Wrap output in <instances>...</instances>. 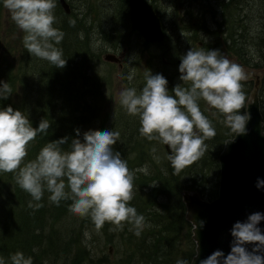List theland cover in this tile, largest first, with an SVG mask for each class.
Wrapping results in <instances>:
<instances>
[{"label": "trees", "instance_id": "trees-1", "mask_svg": "<svg viewBox=\"0 0 264 264\" xmlns=\"http://www.w3.org/2000/svg\"><path fill=\"white\" fill-rule=\"evenodd\" d=\"M126 1L119 0V7L122 8L115 12L117 16H120L121 12L127 15ZM225 4L222 3L219 6L220 21L215 22L216 25L212 21L205 22V13H208L209 17L215 14L209 9L200 14L197 12L196 18H192V10L186 9L181 19L190 24L202 22L204 27L201 42L206 48L204 51L218 50L221 45H224L243 64L254 66L264 64V0H229L227 8L224 7ZM69 6V13L56 6L54 9L56 22L53 25L64 33V38L57 47L62 50L63 58L67 60L66 66L62 69L55 68L48 61L31 56L24 49L18 69L13 74L7 69L6 61L0 58V81L9 83L12 89L8 99L0 100V109L11 106L14 110L22 111L33 127H38L42 119L48 120L51 125L46 132L38 133L37 137L29 143L25 163L35 159L47 143L63 137H69V140L61 145V150L70 151L71 139L77 138V129L80 132V139L83 138V133L89 130H113L120 133L113 150L121 154V158L127 161V166L130 168V162L135 158L139 147L142 148L143 137L139 133V119L129 116L119 100L116 109L99 120L97 112L100 109L98 103L96 104L99 96L92 87L97 83L93 74L94 61L107 51L106 44L110 43L112 49L121 44L118 39L115 44L110 41L114 36L109 30L117 29L112 20L108 21L106 28H102L101 23V27H94L92 21L94 14L91 10H87L88 7L85 11L87 18H77L76 15L72 18L69 15L73 13L70 3ZM1 7L2 0H0V11ZM94 13L96 14L95 11ZM90 14H93V17H90ZM76 22L81 26H76L74 24ZM162 26L165 35L161 45L165 48L164 52H167L170 45L168 42H172V33L163 23ZM98 39L106 43L95 44L97 42L95 40ZM177 58L179 57L175 59ZM168 61L166 58H159V63L151 73L162 74L167 79V87L171 95L177 69L169 70L168 65L173 63ZM173 61L174 65H179L175 60ZM161 65L167 67L166 73H161ZM90 81H92L91 86H89ZM127 83V88L136 87L139 91L144 86L145 77L142 79L135 77L131 82L127 80ZM14 86H16L15 89ZM262 90L264 89H259V92L264 98ZM91 123H93L92 129L89 128ZM222 139L221 135L215 131L213 137L205 140L206 149L201 159L186 166L179 175L175 174L176 176L173 177L170 174L172 170L168 166L169 178L166 184L172 190L170 189L167 195L160 197L163 200L175 199V203L169 204L168 207L159 205L153 207L152 211L149 207L143 206L146 200L137 194V189L141 190L143 184L139 186L138 182L144 176L136 170V179L134 177L136 186L134 185L133 199L129 202V206L135 207L137 213L144 216L145 221H151L152 225L149 226L150 231L140 236L128 232L130 226L128 224H125L122 231H118L117 240L114 241L116 247H120L117 245L125 241L124 232H128L127 262H131L130 264H176L178 230L186 221L182 213L183 204L179 191L182 188H194L206 199L215 196L218 168L216 155ZM163 171L165 172L164 168ZM147 182L150 181L144 183ZM155 182L162 185L160 178ZM161 185L158 188H161ZM49 195L45 191L40 201L42 207L30 208L28 205L31 196L17 185L15 174L0 172V257L4 258L6 264H11L10 256L19 251L26 257L31 256L33 264L46 262L48 264H55V262L106 264L95 254L94 245H101L110 238L102 237L101 239L92 236L86 238L84 228H91L90 218H81L69 212L71 200H62L59 206L50 203ZM104 227L108 232L113 225L105 223ZM189 233H186V238L193 247Z\"/></svg>", "mask_w": 264, "mask_h": 264}, {"label": "clouds", "instance_id": "clouds-1", "mask_svg": "<svg viewBox=\"0 0 264 264\" xmlns=\"http://www.w3.org/2000/svg\"><path fill=\"white\" fill-rule=\"evenodd\" d=\"M2 3L24 33L22 42L27 52L55 68H64L67 60L57 47L64 33L53 26L55 0H2ZM179 72L183 83L177 84L171 95L167 79L162 74L153 75L150 70L139 91L129 87L120 92L121 106L129 116L139 119L141 137L171 149L167 159L177 175L203 155L205 140L215 135L211 122L200 109V100L220 113L235 135L246 132L249 118L240 111L245 105L241 82L247 79L241 65L218 50L205 52L191 48L181 57ZM134 76V72L130 73L128 81ZM11 94L9 83L0 81V100L8 99ZM50 126L48 120L42 119L38 127H33L22 111L11 106L0 109V172L15 174L17 185L31 196L30 208L42 207L40 201L47 191L49 202L57 206L62 200H71L69 212L90 218L97 232L105 223L113 225V231H122L128 224L129 230L140 236L145 217L129 206L135 173L121 154L113 150L120 133L89 130L81 140L77 129L70 151L61 150V145L69 140L63 137L47 143L35 159L25 163L29 143ZM137 171L148 174L147 166ZM262 186L264 181H258L257 187ZM262 220L264 214L257 212L245 222H236L231 230L230 253L225 257L217 250L200 264H264V255L259 254L264 252V233L258 227ZM200 223L202 227L203 221ZM85 237L90 238V233L86 231ZM248 244L254 245L251 251L246 247ZM10 262L33 264V259L18 251L10 256ZM0 264H6L2 257ZM176 264H188V261L177 260Z\"/></svg>", "mask_w": 264, "mask_h": 264}, {"label": "rangeland", "instance_id": "rangeland-1", "mask_svg": "<svg viewBox=\"0 0 264 264\" xmlns=\"http://www.w3.org/2000/svg\"><path fill=\"white\" fill-rule=\"evenodd\" d=\"M153 5L156 13L158 14L161 22L165 25L167 30L171 32L172 42H168L169 49L167 52H164V46L161 43H146L141 38V36L129 27V21L127 15H123L122 12L120 16H117L115 13L119 10V0H67L68 3L71 4L72 12L69 14L72 18H84L87 10H91L94 14L93 26L101 27L100 23L103 25L102 28L107 27V23L109 20H112L115 28L117 30H109L110 34L114 37L110 39L112 43H116V39L121 41L119 47L111 48L110 43L106 44L107 51L114 52V54L119 55V65L115 62L102 60L101 55H99V59L97 58L94 61L93 69L95 72L93 73L96 77L97 83H95L94 90H96L99 99L96 100V104L99 105V111L97 112V117L100 120L103 118L108 112L116 109L118 102L120 100V92L127 88V77L130 73L134 72L136 79H142L159 63V58H166L170 62L173 63L168 65V69L175 71L178 70L179 65H174L175 58L178 56L180 59L184 55H186L187 51L191 48L194 50H205L206 48L201 42L202 39V31L203 25L201 21L188 23L186 20H182V16L184 10H192V18H196L197 12H206L211 10L214 12V15L206 14L205 22H211L215 24V22L220 21L218 18V9L220 4L225 3L227 0H149ZM56 6L59 9H62L57 0H55ZM74 4V6H73ZM96 12V14L94 13ZM70 12V7L69 11ZM93 14H90V17H93ZM73 15V16H72ZM89 17V18H90ZM112 17V18H111ZM87 18V17H85ZM226 21V20H225ZM76 26L80 27V23H74ZM180 30V31H179ZM95 33V30L93 31ZM183 33V35H182ZM23 36L24 33L16 26V24L12 21L10 13L7 9L1 7L0 11V58L6 61L7 69L9 72L15 74L18 69V66L21 62L24 53L23 46ZM95 44H105L102 43L100 39ZM198 41L201 42V45L198 44ZM218 51L221 55L226 56L230 61L241 65L246 74L247 79L242 81L243 84L242 91L247 95L248 90L251 88L253 76L251 74V70L253 71L255 68H259L261 71L258 74L260 80V88L264 89V64L254 66L252 64H243L238 57L232 54L224 45H221L218 48ZM206 52V51H205ZM162 54V57H161ZM168 61V62H169ZM162 72L166 73V69L163 65H161ZM155 70V69H154ZM174 79V86L177 84H182L183 82L179 79L180 74L176 73ZM136 81V80H135ZM92 81L89 82V86H91ZM187 87L188 85H183ZM16 86H14L15 89ZM172 93V91H171ZM173 94V93H172ZM101 95V96H100ZM199 106L203 114L207 117V119L211 122L214 130L224 138L227 135L232 133V130L224 123V117L218 113L215 109L210 108L205 101L200 100ZM261 110L264 117V102L261 101ZM243 115V109L240 110ZM95 118V116H94ZM95 120V119H93ZM93 122V121H92ZM93 123L89 125V128L92 129ZM83 140V138L81 139ZM142 148L139 147V150L136 153V156L130 162V170L134 173L137 169L143 168L147 166L148 174L145 175L143 172L139 171L143 174L144 178L140 180L138 185H142L141 190L137 189V194L141 195L146 203L143 206L149 207L153 211V207H157L159 205H164V207H168L169 204L173 205L175 203V199L163 200L161 199V195H167L171 188L167 187L166 180L169 178L168 166L171 168L172 172L170 174L174 177L176 176L174 173V169L171 166L170 161L167 159L168 155L163 147V144L158 143L156 141H148L143 138L142 140ZM201 159V158H200ZM200 164V163H198ZM163 168L165 172L163 171ZM168 169V170H167ZM136 179V173H135ZM161 179L162 185L155 182L158 178ZM152 178H154L152 180ZM147 182L146 184L144 183ZM156 183V185L150 186V184ZM136 186V184H134ZM161 185V188L158 186ZM150 188V189H149ZM172 190V189H171ZM172 194V193H171ZM179 197V196H178ZM182 208V213H183ZM151 221H145V227L141 232V235L146 234L149 230V226H151ZM91 230L89 228H84V236L85 232H89L92 237H109L108 241L103 242L101 245H94V251L97 256L102 258L106 264H130L131 262H127L128 259V251L127 244L128 240V232L134 233V231L129 230L126 233L124 232L125 241L120 243L116 247L114 241L116 242L118 231H113L111 229L108 230L103 226V228L97 232L94 226L91 224ZM190 224L188 222H183V224L179 227L178 236L179 239L176 242V253L175 259L177 260H186L188 261L193 251V247L191 243L186 238V233H189ZM131 225L129 226V229ZM113 238V239H111ZM190 244V245H189ZM110 248V249H109ZM50 260V259H49ZM48 260V261H49ZM130 260V259H129ZM175 262V263H176ZM45 264H48L46 262ZM55 264H59L56 263Z\"/></svg>", "mask_w": 264, "mask_h": 264}, {"label": "water", "instance_id": "water-1", "mask_svg": "<svg viewBox=\"0 0 264 264\" xmlns=\"http://www.w3.org/2000/svg\"><path fill=\"white\" fill-rule=\"evenodd\" d=\"M58 3L64 12L69 11L66 0H58ZM126 4L130 28L146 42L161 43L164 37L161 20L151 3L127 0ZM119 55L105 51L101 58L119 65ZM175 62L180 64L181 59L177 58ZM177 73L180 74L179 68ZM259 73L260 69L251 70L253 82L244 105V114L249 117L246 132L224 138L217 152L215 196L206 199L194 188L179 191L183 217L190 224L189 236L193 242L188 264H200L217 250L226 257L233 243L231 230L234 224L247 221L253 213L264 214V186L257 187L258 181H264V117L257 96ZM163 147L168 155L171 154L167 145ZM258 227L264 233V220ZM246 247L251 251L254 245ZM259 254L264 255V252Z\"/></svg>", "mask_w": 264, "mask_h": 264}, {"label": "flooded vegetation", "instance_id": "flooded-vegetation-1", "mask_svg": "<svg viewBox=\"0 0 264 264\" xmlns=\"http://www.w3.org/2000/svg\"><path fill=\"white\" fill-rule=\"evenodd\" d=\"M149 1V0H148ZM150 2V1H149ZM228 2H229V0H227L225 3V6L224 7H228L227 6V4H228ZM66 3L68 4V6H69V3L67 2V0H66ZM151 3V2H150ZM152 5V4H151ZM70 7V6H69ZM152 7H153V5H152ZM153 9H154V7H153ZM229 9V8H228ZM154 11H155V9H154ZM156 12V11H155ZM184 12H185V10H184ZM182 13H183V11H182ZM158 15V14H157ZM129 21V20H128ZM161 25H162V22H161ZM129 27H130V25H129ZM163 27V26H162ZM134 30V29H133ZM162 30H163V28H162ZM134 31H136V30H134ZM137 32V31H136ZM138 33V32H137ZM139 34V33H138ZM163 34L165 35V32H164V30H163ZM164 38V37H163ZM198 44H200L201 45V42L200 41H198ZM255 69H259V68H255ZM261 71V70H260ZM252 82H253V80H252ZM251 87H252V85H251ZM259 89H261L260 88V80H259V85H258V89H257V96H258V100L260 101H264V98H262L263 96H260V92H259ZM250 90V89H249ZM248 90V91H249ZM262 93H264V90H262L261 91ZM248 93V92H247ZM246 98V97H245ZM243 113H244V108H243ZM233 134V132L230 134V135H227V136H225L224 138H226V137H230L231 135ZM223 138V139H224ZM223 139H222V141H223ZM167 153V152H166ZM188 222V221H187ZM190 234V233H189Z\"/></svg>", "mask_w": 264, "mask_h": 264}, {"label": "bare ground", "instance_id": "bare-ground-1", "mask_svg": "<svg viewBox=\"0 0 264 264\" xmlns=\"http://www.w3.org/2000/svg\"><path fill=\"white\" fill-rule=\"evenodd\" d=\"M259 102H260V106H261V100Z\"/></svg>", "mask_w": 264, "mask_h": 264}]
</instances>
